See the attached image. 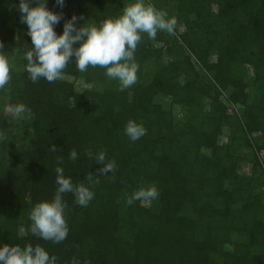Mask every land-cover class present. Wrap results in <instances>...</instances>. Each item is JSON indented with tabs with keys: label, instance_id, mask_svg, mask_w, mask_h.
<instances>
[{
	"label": "trees",
	"instance_id": "trees-1",
	"mask_svg": "<svg viewBox=\"0 0 264 264\" xmlns=\"http://www.w3.org/2000/svg\"><path fill=\"white\" fill-rule=\"evenodd\" d=\"M19 2L0 0V52L10 63L0 89V244L42 246L57 264H264V0H150L176 18L175 34L142 36L137 82L123 91L105 69L71 63L63 78L73 82L32 83ZM132 2L47 7L63 13L59 35L73 15L83 17L77 26L99 25ZM18 104L30 111L13 119ZM129 120L147 129L136 142L124 134ZM100 151L113 173L99 172ZM57 167L95 193L87 207L63 195L61 243L29 230L32 207L55 195ZM153 185L157 199L127 204Z\"/></svg>",
	"mask_w": 264,
	"mask_h": 264
},
{
	"label": "clouds",
	"instance_id": "clouds-1",
	"mask_svg": "<svg viewBox=\"0 0 264 264\" xmlns=\"http://www.w3.org/2000/svg\"><path fill=\"white\" fill-rule=\"evenodd\" d=\"M48 3L49 0L19 2L20 22L27 26V35L31 39L30 50L23 54L22 59L27 62L25 71L32 83L41 79L49 83L61 79L71 63L81 73L89 67L105 69L104 75L117 80L123 91L137 82L139 65L135 60V52L142 36L146 34L149 40L154 41L159 31L174 35L177 25L175 17H169L166 11L158 10L150 0H134L123 8L118 17L105 19L99 25L83 23L77 26L83 17L73 15L64 22L62 34L58 35L55 26L60 24L64 16L63 13L49 10ZM33 4L36 6H31ZM55 4L63 8L65 0H55ZM3 47L4 44L0 42V49ZM4 53L0 52V89H4L10 81L9 58ZM29 111L23 104L15 105L11 109L12 118L20 119ZM124 134L136 142L147 134V129L129 120ZM50 150L55 151L56 147ZM68 158L76 161L78 153L72 150ZM95 162L102 165L99 168L101 175H108L116 169L115 161L107 162L104 151L96 154ZM55 171L58 185L55 195L52 200L38 202L32 207L29 230L34 237L61 243L69 232L64 218L67 204L63 195L72 193L77 205L87 207L95 193L84 183L74 185L70 176L65 177L62 167H57ZM92 177L89 174L86 180L91 181ZM158 196L159 192L154 185L142 187L132 193L127 204L132 205L135 201L150 202ZM0 264H57V258L39 245L20 247L0 244ZM73 264L77 262L74 260Z\"/></svg>",
	"mask_w": 264,
	"mask_h": 264
},
{
	"label": "rangeland",
	"instance_id": "rangeland-1",
	"mask_svg": "<svg viewBox=\"0 0 264 264\" xmlns=\"http://www.w3.org/2000/svg\"><path fill=\"white\" fill-rule=\"evenodd\" d=\"M212 59H214V58H212ZM246 69H247V74L251 76V75L253 74V72H252V68L247 67ZM62 78H63V77H62ZM63 79H65V80H67V81H70V82H73V81H72L73 79H69V78H63ZM75 87H76V89H77L78 91H82V90H85V89H88V88H89V86L85 85L82 81H75ZM229 108H230V109H233L232 106H231V107L229 106ZM177 111H178L180 117H182L183 114H184V111H181L180 109H177ZM225 134H226V132H225ZM221 141L224 142L225 139L222 138ZM205 153H206V152H205ZM261 157L263 158V157H264V154H262ZM244 166H245V165H244ZM241 171H242V172H246V171H247V170H246V167H245V168H242Z\"/></svg>",
	"mask_w": 264,
	"mask_h": 264
}]
</instances>
